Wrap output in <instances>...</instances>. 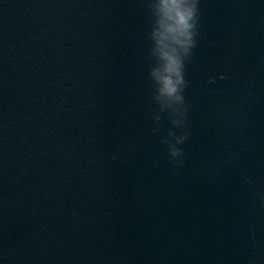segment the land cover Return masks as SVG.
<instances>
[{
  "label": "water",
  "instance_id": "1",
  "mask_svg": "<svg viewBox=\"0 0 264 264\" xmlns=\"http://www.w3.org/2000/svg\"><path fill=\"white\" fill-rule=\"evenodd\" d=\"M198 8L174 168L148 0H0V264H264V0Z\"/></svg>",
  "mask_w": 264,
  "mask_h": 264
},
{
  "label": "clouds",
  "instance_id": "2",
  "mask_svg": "<svg viewBox=\"0 0 264 264\" xmlns=\"http://www.w3.org/2000/svg\"><path fill=\"white\" fill-rule=\"evenodd\" d=\"M148 3L152 18L149 33L152 63L148 76L153 86V100L158 106V112L153 116L157 127L152 131L158 133L162 119L159 113H166L172 127L161 142L167 146L169 163L179 168L185 154L181 146L191 135L187 126L191 105L184 95L188 83L185 65L193 55L199 35V0H148ZM259 200L264 206V193L260 194Z\"/></svg>",
  "mask_w": 264,
  "mask_h": 264
}]
</instances>
